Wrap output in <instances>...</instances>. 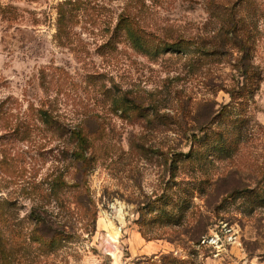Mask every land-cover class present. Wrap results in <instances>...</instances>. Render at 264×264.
Masks as SVG:
<instances>
[{"label": "rangeland", "instance_id": "1", "mask_svg": "<svg viewBox=\"0 0 264 264\" xmlns=\"http://www.w3.org/2000/svg\"><path fill=\"white\" fill-rule=\"evenodd\" d=\"M227 1L0 0V264H264V0L240 45Z\"/></svg>", "mask_w": 264, "mask_h": 264}, {"label": "trees", "instance_id": "2", "mask_svg": "<svg viewBox=\"0 0 264 264\" xmlns=\"http://www.w3.org/2000/svg\"><path fill=\"white\" fill-rule=\"evenodd\" d=\"M245 2V0H228L226 4H218L216 7V11L217 13L220 14V16L222 18L225 19L224 22V29L228 30L229 33L235 37V41H233L235 44H241V41H237L238 39V32L243 31L246 27V24L243 22V18L239 15V11H236L237 7L241 4H243ZM209 6L212 5V2H208ZM246 6H247V2H246ZM239 9V8H238ZM138 33L143 34L142 32L136 31L134 32L133 30H129L128 29V36L130 38H134L137 36H140ZM145 35V34H144ZM146 36V35H145ZM149 36V35H147ZM238 46V45H237ZM245 75L247 76L248 73L247 71L245 72ZM40 116L42 118V120L45 123H49L50 122V117L46 112H40ZM86 131H82L81 129H74L71 130L69 132V139L73 142L74 144V149L71 152V156L72 158L75 160L77 166H78V170L79 172H81L82 174L86 175L87 174V170L89 167V163H90V159L88 156V151H89V137L88 135L90 134L89 132ZM53 187L54 188H60L62 186H64V183H62L60 180H55L53 183ZM39 218V217H38ZM40 221V222H39ZM39 221L37 220L38 224L41 226L45 225L46 223L42 221V219L39 218ZM44 233L39 232L40 235L43 238H48V233H46L45 231H43ZM5 244H3V247L1 248L2 252H5Z\"/></svg>", "mask_w": 264, "mask_h": 264}]
</instances>
